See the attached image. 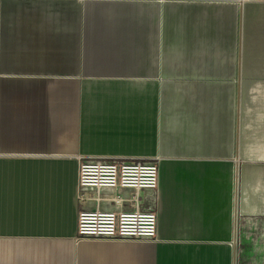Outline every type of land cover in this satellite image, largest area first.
<instances>
[{"label": "water", "instance_id": "1", "mask_svg": "<svg viewBox=\"0 0 264 264\" xmlns=\"http://www.w3.org/2000/svg\"><path fill=\"white\" fill-rule=\"evenodd\" d=\"M119 161L157 164L156 185L80 183ZM53 197L76 233L0 234L10 264H89L102 240L264 264V0H0V213L43 217ZM136 209L154 239H78L81 211Z\"/></svg>", "mask_w": 264, "mask_h": 264}, {"label": "crops", "instance_id": "2", "mask_svg": "<svg viewBox=\"0 0 264 264\" xmlns=\"http://www.w3.org/2000/svg\"><path fill=\"white\" fill-rule=\"evenodd\" d=\"M54 198L52 201L50 199L51 205L43 217L30 215L19 208L12 209V214L0 213V234L38 236L48 239L74 235L76 224H74L71 212L75 209V205H71L68 217H65L60 205L64 198L61 199L62 202L60 200L59 205L57 198L56 201ZM0 200L2 201V199ZM107 241H93L88 245L87 248L92 249L95 253V255L87 257L90 261L89 264H234L230 246L205 240L158 242L156 244H127ZM150 249L155 252H149ZM3 253V250L0 249V264H4ZM18 254L32 255L24 250L20 253L18 251ZM34 256H39L47 262L42 253L36 252ZM85 256L83 255V257ZM20 264L35 263L22 261Z\"/></svg>", "mask_w": 264, "mask_h": 264}, {"label": "built area", "instance_id": "3", "mask_svg": "<svg viewBox=\"0 0 264 264\" xmlns=\"http://www.w3.org/2000/svg\"><path fill=\"white\" fill-rule=\"evenodd\" d=\"M157 179V164L142 161L85 163L80 171V183L95 187H152ZM157 230L158 217L151 211L84 210L78 217V239L152 240Z\"/></svg>", "mask_w": 264, "mask_h": 264}, {"label": "rangeland", "instance_id": "4", "mask_svg": "<svg viewBox=\"0 0 264 264\" xmlns=\"http://www.w3.org/2000/svg\"><path fill=\"white\" fill-rule=\"evenodd\" d=\"M4 254V253H3ZM22 256V255H21ZM3 257H4V259H5V261L7 262L6 264H10V256H8V255H3Z\"/></svg>", "mask_w": 264, "mask_h": 264}]
</instances>
